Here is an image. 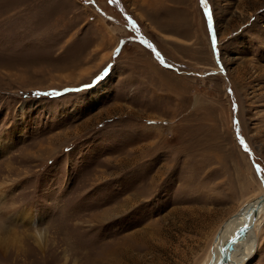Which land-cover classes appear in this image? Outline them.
Segmentation results:
<instances>
[{
  "label": "rangeland",
  "instance_id": "1",
  "mask_svg": "<svg viewBox=\"0 0 264 264\" xmlns=\"http://www.w3.org/2000/svg\"><path fill=\"white\" fill-rule=\"evenodd\" d=\"M254 165L264 0H0V264H210Z\"/></svg>",
  "mask_w": 264,
  "mask_h": 264
},
{
  "label": "bare ground",
  "instance_id": "2",
  "mask_svg": "<svg viewBox=\"0 0 264 264\" xmlns=\"http://www.w3.org/2000/svg\"><path fill=\"white\" fill-rule=\"evenodd\" d=\"M264 196V195H263ZM262 197V196H261ZM249 204L244 206L242 210L235 216H233L225 225L224 228L216 236L215 243L213 246L212 261L210 264H216L219 260L218 250L222 248L226 243L232 241V251H227V262L226 264H245L247 260L252 256L256 249V237L253 234V230L261 224L259 215L264 211V203L255 211H249ZM245 218V222L234 232L237 227V221ZM240 218V219H239ZM252 223V230L250 224ZM1 230V229H0ZM234 237V238H233Z\"/></svg>",
  "mask_w": 264,
  "mask_h": 264
},
{
  "label": "crops",
  "instance_id": "3",
  "mask_svg": "<svg viewBox=\"0 0 264 264\" xmlns=\"http://www.w3.org/2000/svg\"><path fill=\"white\" fill-rule=\"evenodd\" d=\"M161 24V23H160ZM160 24H158L157 26H156V28L157 29H159V31H161V32H164V34H166L167 36H169V37H171V38H176V39H179L180 37H181V34H180V30L178 29V27L176 26V27H174V25H171L172 27H170V28H168V29H166V28H163ZM172 48L174 49V50H176L177 52L178 51H180L182 48H183V46L182 45H180V44H176L175 42L174 43H172ZM163 58L165 59V60H167L166 59V57L163 55ZM153 62V64H154V66H156L157 64L155 63V61H152ZM152 62H149V63H146V62H144L145 64V66L146 67H148V69L147 70H144L143 72H141L142 74H144V79H148V84H147V86L149 87V88H153V90L154 91H159L160 90V88H161V86L165 89L166 87H167V84H166V79H170L171 78V75L169 74V70H167V69H164L165 71H162L163 73V78H164V83L162 82V80H161V76L160 75H158L155 71H154V73L151 71V69H152V66H151V63ZM151 68V69H150ZM155 69V68H154ZM161 74V73H160ZM162 78V79H163ZM134 78L132 77V80H133ZM168 81V83H170L169 81L170 80H167ZM166 85V86H165ZM133 86H137V87H139L140 85L139 84H135L134 85V83H133ZM170 87V86H169ZM151 90V89H150Z\"/></svg>",
  "mask_w": 264,
  "mask_h": 264
},
{
  "label": "water",
  "instance_id": "4",
  "mask_svg": "<svg viewBox=\"0 0 264 264\" xmlns=\"http://www.w3.org/2000/svg\"><path fill=\"white\" fill-rule=\"evenodd\" d=\"M264 203V196H262V197H258L256 200H254V202H251L250 204H249V211H257L258 209H259V207L262 205ZM224 225H222L221 227H220V229L218 230V232L221 230V229H223L224 227H223ZM251 226H252V223L250 224V228H251ZM223 227V228H222ZM251 230H252V228H251ZM217 232V233H218ZM217 235V234H216ZM234 238V237H233ZM232 249H233V245H232V241H229L228 243H226L222 248H220L219 250H218V252H219V260L217 261V263L216 264H226V262H227V256H226V252L227 251H232Z\"/></svg>",
  "mask_w": 264,
  "mask_h": 264
},
{
  "label": "snow or ice",
  "instance_id": "5",
  "mask_svg": "<svg viewBox=\"0 0 264 264\" xmlns=\"http://www.w3.org/2000/svg\"><path fill=\"white\" fill-rule=\"evenodd\" d=\"M117 2H118V0H109V3H110V4H112V3H117ZM208 19H209V23H210V22H211V17L209 16ZM133 27L135 28V25H133ZM141 43H146V42L142 40ZM212 44H213V48H215V46H216V40H215V38H213V40H212ZM147 47L151 48L152 45L147 44ZM157 56H159V53H157ZM162 62H163V61H162ZM233 110L236 111L235 108H234ZM234 124L237 126V138L239 139V132H238L239 122H238V120H234ZM241 145H242V147L244 148V151H245L246 153H248V152H249V149H248V147H247L246 145L243 144V141H242V140H241ZM254 167H255V170H256V172H257L258 174H259V173H264V169H261L259 165H254ZM261 179H262V181H264V176H261Z\"/></svg>",
  "mask_w": 264,
  "mask_h": 264
}]
</instances>
